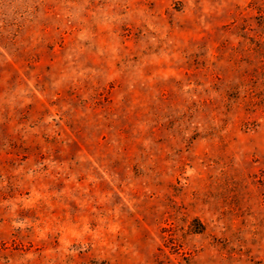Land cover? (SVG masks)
Masks as SVG:
<instances>
[{"label":"rangeland","instance_id":"1","mask_svg":"<svg viewBox=\"0 0 264 264\" xmlns=\"http://www.w3.org/2000/svg\"><path fill=\"white\" fill-rule=\"evenodd\" d=\"M0 264H264V0H0Z\"/></svg>","mask_w":264,"mask_h":264}]
</instances>
